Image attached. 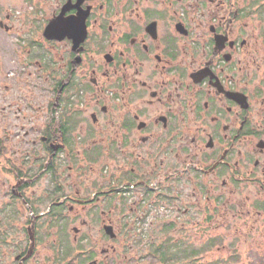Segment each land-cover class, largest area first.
<instances>
[{
  "label": "flooded vegetation",
  "instance_id": "af4514ba",
  "mask_svg": "<svg viewBox=\"0 0 264 264\" xmlns=\"http://www.w3.org/2000/svg\"><path fill=\"white\" fill-rule=\"evenodd\" d=\"M249 187L259 219L264 0H0V264H113L99 228L193 264Z\"/></svg>",
  "mask_w": 264,
  "mask_h": 264
},
{
  "label": "rangeland",
  "instance_id": "374dc122",
  "mask_svg": "<svg viewBox=\"0 0 264 264\" xmlns=\"http://www.w3.org/2000/svg\"><path fill=\"white\" fill-rule=\"evenodd\" d=\"M93 169L96 168L93 166ZM257 190H259L258 187H249L241 191V194H224L225 199H228L227 202H230L227 207L229 211L226 215L217 218L215 230L212 232L197 231L191 234L193 244L191 247L200 248L199 257L193 259L195 262L193 264H264V211L258 219L255 215V211L258 209L254 205V201L260 198V195L256 194ZM2 201L0 196V208ZM246 211H249V214ZM31 216L32 213L27 208L19 211V219L23 222L24 228L29 224ZM82 217L91 219L89 215H79L78 220L68 222L69 228L67 227V230L74 226L79 227ZM109 217L112 219V215ZM255 218L258 219L257 223H254ZM67 232L72 238V232L70 230ZM91 235L98 237L97 229L93 230ZM157 235L160 234L157 233ZM209 237L213 238L210 243L206 241ZM99 238L100 240L103 239L99 242V254L102 249H108L107 253L110 260H113V264H157L134 263L132 261L136 251L146 252L145 247L137 246L130 251L128 246H123L120 242L106 238L100 228ZM185 251L189 252L188 250ZM181 263L189 264L190 262L184 258L179 264Z\"/></svg>",
  "mask_w": 264,
  "mask_h": 264
},
{
  "label": "trees",
  "instance_id": "16d2710c",
  "mask_svg": "<svg viewBox=\"0 0 264 264\" xmlns=\"http://www.w3.org/2000/svg\"><path fill=\"white\" fill-rule=\"evenodd\" d=\"M199 249H200V248H199ZM199 253H200V251H199ZM185 256H186V255H185ZM185 256H184V257H185ZM172 264H175V262H174V263H172Z\"/></svg>",
  "mask_w": 264,
  "mask_h": 264
},
{
  "label": "water",
  "instance_id": "95a60500",
  "mask_svg": "<svg viewBox=\"0 0 264 264\" xmlns=\"http://www.w3.org/2000/svg\"><path fill=\"white\" fill-rule=\"evenodd\" d=\"M107 231V233H108V230H106Z\"/></svg>",
  "mask_w": 264,
  "mask_h": 264
}]
</instances>
